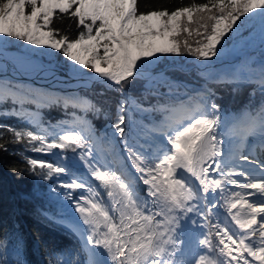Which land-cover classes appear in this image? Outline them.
I'll list each match as a JSON object with an SVG mask.
<instances>
[{
	"label": "snow or ice",
	"instance_id": "1",
	"mask_svg": "<svg viewBox=\"0 0 264 264\" xmlns=\"http://www.w3.org/2000/svg\"><path fill=\"white\" fill-rule=\"evenodd\" d=\"M65 18L76 25L74 37L54 26ZM257 27L264 41V0L145 10L140 0H0V55L12 40L39 49L25 47V57L54 50L65 59L53 75L65 71L84 89L99 86L95 95L120 97L111 116L79 92L0 85V106L11 104L15 117L35 115L25 105L71 110L72 127L60 132L0 123V153L22 162L10 171L48 181L60 210L41 215L78 238V248L51 252L49 264H264V152L249 149L257 137L264 149V62L259 71L199 73L234 91L251 86L249 107L231 117L207 83L192 89L175 78L213 67ZM137 88L158 103L145 107ZM102 112L110 133L98 134L87 118ZM0 264H26L10 233L0 235Z\"/></svg>",
	"mask_w": 264,
	"mask_h": 264
},
{
	"label": "trees",
	"instance_id": "2",
	"mask_svg": "<svg viewBox=\"0 0 264 264\" xmlns=\"http://www.w3.org/2000/svg\"><path fill=\"white\" fill-rule=\"evenodd\" d=\"M196 2H203V0H196ZM188 3L190 0H140V8L145 10L149 6H163L174 9L181 4L187 5ZM54 26L73 37L76 35L75 23L67 18L55 20ZM182 59L189 62L193 61L191 57H183ZM199 76L197 68L192 67L185 74H176L175 78L185 83L191 82ZM208 84L216 93V102L225 111H239L249 107L251 86L240 85L238 90L234 91L237 86L230 83L217 84L210 81ZM94 90L98 91L99 86L94 85L93 89L82 88L80 92L98 106H102L104 111L109 112L111 116H114L116 101L120 99L119 94L109 91L105 96H99L94 94ZM135 94L140 97V102L145 107L158 103L159 98L150 97L139 88L135 90ZM105 100H108V103H105ZM259 101L260 97L257 96L251 107H255ZM4 108L9 110V114H3ZM11 108V104L0 106V123L18 128H31L38 134L60 132L62 127L56 123L60 118L71 117V110L66 113L63 108L59 107L36 108L32 105H25L24 109L35 115L33 117L25 115L18 118L10 114ZM27 108L32 109V111ZM17 110H21L19 106H17ZM87 118L92 121L97 133L108 129L109 122L105 119L103 112L98 116L89 113ZM45 129L48 130L47 133ZM50 138L52 137L50 136ZM31 154L34 153H28V155ZM44 157L47 160H54L50 156ZM21 163L16 156L0 153V235L10 233L12 244L19 241L20 251L26 264H49L51 252L76 249L79 246V241L67 228L46 220L41 215V212L44 211H51L52 214H56V207L46 193L49 182L28 174L18 175L10 171L13 165H21Z\"/></svg>",
	"mask_w": 264,
	"mask_h": 264
},
{
	"label": "bare ground",
	"instance_id": "3",
	"mask_svg": "<svg viewBox=\"0 0 264 264\" xmlns=\"http://www.w3.org/2000/svg\"><path fill=\"white\" fill-rule=\"evenodd\" d=\"M24 49L5 50L3 55L5 59L0 60V70H7V72L3 74L0 71L1 78L26 81L31 85L53 89L54 91H61L65 87L70 90L80 87L81 81L74 78L70 73L57 71L56 75H53L51 70L54 67L43 56L25 57L23 55ZM253 49L258 51L250 57L249 54ZM242 50H247L248 54H242ZM262 62H264V41H262L260 30L257 27L246 41L229 44L225 54L220 59H213V67L199 68V70L203 73L212 72L217 75H225L235 73L247 66L259 71ZM94 75L89 74L87 78L93 79ZM225 116L231 117L233 114L227 113ZM258 140H260L258 137L250 139L249 147L256 144ZM190 246L194 250V239Z\"/></svg>",
	"mask_w": 264,
	"mask_h": 264
},
{
	"label": "rangeland",
	"instance_id": "4",
	"mask_svg": "<svg viewBox=\"0 0 264 264\" xmlns=\"http://www.w3.org/2000/svg\"><path fill=\"white\" fill-rule=\"evenodd\" d=\"M25 47L32 48V49H34L36 51H39V49H36V46H24L22 42L15 41V40H12L7 45L6 51L21 50V49H23ZM48 51L52 52V55L51 56H43V57L53 67H57L56 60L58 58H59V60L61 62H63V59H65V58L62 57L61 54H56L54 50H48ZM257 51H258L257 49L251 50V53L249 54L250 57L253 56L254 54H256ZM241 53L244 54V55H247L248 54V51L247 50H242ZM169 59H171V58H169ZM196 63H198V62H196ZM164 67L167 68L168 65H166ZM191 69H192V67H189L187 71H190ZM197 70H198L199 73H203L198 68H197ZM209 82L210 81H206L200 75L199 77L193 79L191 82H185L184 84L188 85L192 89H199L200 87H203L205 85V83H207V86L210 87V85L208 84ZM5 83L9 84L13 88V90L18 91L20 93H28L29 91H38V92H41V93H47V94L54 95V96H59L61 94H76L77 92H79L81 94L80 90L82 89V87H79V88H76V89L74 88V89L70 90L68 87H65L61 91H54L53 89H46L45 87H37V86L31 85L29 82H26V81L11 80V79L6 80V79L0 77V85H3ZM82 96H84V95H82ZM27 109L30 110V111H32V109H29V108H27ZM225 112H226L225 114L231 113V111H225ZM149 118H151V117H149ZM56 125H60L61 127H72V117H63V118H60V120L56 123ZM105 131H108L109 133L111 132V130L108 128L107 130H104L101 133H104ZM98 134H100V133H98ZM259 141L260 140H258L257 142L259 143ZM36 155H42V154H35V153L34 154H31V156H36ZM68 156H72V153H68ZM42 158L46 159L44 156ZM77 168L81 172L84 171L82 168L79 167L78 164H77ZM48 184H47L46 193H47V197L49 198ZM54 205L56 207V213H58V211L60 210V206L58 204H54ZM47 212L52 213L51 211H47Z\"/></svg>",
	"mask_w": 264,
	"mask_h": 264
},
{
	"label": "water",
	"instance_id": "5",
	"mask_svg": "<svg viewBox=\"0 0 264 264\" xmlns=\"http://www.w3.org/2000/svg\"><path fill=\"white\" fill-rule=\"evenodd\" d=\"M2 59H5V57H4L3 55H2V56L0 55V60H2ZM0 71L3 72V74H4V73L6 74V72H7V70H3V69L0 70Z\"/></svg>",
	"mask_w": 264,
	"mask_h": 264
}]
</instances>
